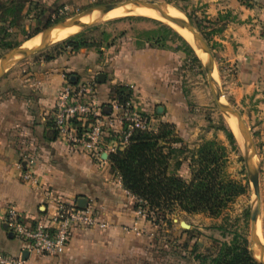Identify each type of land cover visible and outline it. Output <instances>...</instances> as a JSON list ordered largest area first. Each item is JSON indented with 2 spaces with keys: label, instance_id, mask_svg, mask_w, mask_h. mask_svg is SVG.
Instances as JSON below:
<instances>
[{
  "label": "crops",
  "instance_id": "crops-1",
  "mask_svg": "<svg viewBox=\"0 0 264 264\" xmlns=\"http://www.w3.org/2000/svg\"><path fill=\"white\" fill-rule=\"evenodd\" d=\"M193 1L215 21L213 29L225 24L213 36L215 56L232 72H223V84L232 104L244 111L251 135L256 132L263 140L264 0ZM118 47H109L101 55L77 52L51 60L41 57L14 65L0 77V252L5 256H21L27 264H99L91 258L115 257L142 247L145 238L139 230L144 224L135 218L133 198L111 173L107 160L99 163L71 149L50 124L59 91L68 79L73 85L88 86L86 98L105 111L112 100L111 90L121 83L136 96L139 111L151 116L147 117L150 122L157 121L153 113L161 108L157 112L161 121L178 124L170 56L149 45L136 48L129 39L127 45ZM98 74L104 75V82H97ZM165 108L174 120L162 116ZM26 172L36 185L24 180ZM181 172L180 168L176 174ZM80 201L93 206L109 229L74 231L59 255L29 253L4 224L9 207L15 208L20 222L32 226L47 220L57 202Z\"/></svg>",
  "mask_w": 264,
  "mask_h": 264
},
{
  "label": "rangeland",
  "instance_id": "rangeland-1",
  "mask_svg": "<svg viewBox=\"0 0 264 264\" xmlns=\"http://www.w3.org/2000/svg\"><path fill=\"white\" fill-rule=\"evenodd\" d=\"M124 1L127 0H0V57L10 50L23 47L26 42L36 38L35 36L42 31L89 8ZM142 1L163 3L178 9L196 31L205 37L204 40L209 47L212 58L214 84L220 94L223 95L224 102L236 110L243 121L246 120L244 111L236 108L229 100L223 84V72L226 74L232 72L228 70V67L224 68L220 64L218 56H215L216 46L213 36L219 28H212L215 26V21L203 15L201 7H198L193 0ZM151 20L153 19L138 16H128L104 22L101 20L89 28L81 30L76 34L78 37L74 38L76 35H73L57 40L56 43L54 42L55 44H51L46 49L16 65L41 57L52 56L55 58L66 53L95 52L97 55H101L108 53L109 47L116 49L118 46L120 48L121 45H127L128 39L136 45V48H139L137 45L143 44L142 40L145 39L143 37L146 33H155L154 37H158L161 41L158 47L154 46V48L164 51L165 56L171 58V84L172 89L176 91L174 102L177 104L176 107L178 106V111H176L178 124H167H173L176 135L182 139V143L176 147L181 148L182 151L185 150L182 153L176 152L174 154L170 166L174 168L176 163L180 164L177 169L181 168L183 172L177 176L182 180L189 181L192 169L196 168L198 148L205 142H216L224 148L223 162L226 177L244 186L246 193L232 200L217 217H212L207 213L188 215L179 210L167 214L165 218L155 219L157 222L155 224H144V218L139 217V220L144 224V227L139 231L145 238L141 248L130 253L117 254L115 257L99 254L91 260L99 264H208L207 254L215 253L219 244L229 242L234 234L244 237L249 248V219L254 202L247 175L249 162L245 155L246 150H243L245 139L242 135L234 134L227 123L228 117L219 111L200 62H194L176 37L168 34L164 28ZM197 23L201 24L200 28H196ZM79 39L86 42L85 47L77 52H72L68 43L71 41L78 42ZM136 39L140 40L141 43H137ZM194 53L196 52L194 51ZM196 56L204 59L202 53L200 56ZM117 86L123 85L119 83ZM141 114L151 118L148 113L141 112ZM158 116L160 115L154 112L153 117L157 121L150 123L154 132L157 131L160 124L165 123L160 120L161 116ZM162 116L166 120L173 119L171 118L173 117L171 110L166 108ZM222 128L232 133L235 140L234 147L226 138ZM252 139L259 167L261 209L259 223L264 240V139L261 140L256 132L252 134ZM133 212L135 216V211L133 210ZM247 212L248 217H246Z\"/></svg>",
  "mask_w": 264,
  "mask_h": 264
},
{
  "label": "trees",
  "instance_id": "trees-1",
  "mask_svg": "<svg viewBox=\"0 0 264 264\" xmlns=\"http://www.w3.org/2000/svg\"><path fill=\"white\" fill-rule=\"evenodd\" d=\"M151 21L176 37L183 44L187 55L198 63L193 49L181 36L167 26ZM224 26L222 24L217 32ZM200 27L201 24L197 23L196 28ZM154 35L153 32L146 33L143 44H138L137 47L146 44L158 47L161 40ZM76 37L78 36H74ZM139 41L136 39L137 43H141ZM85 44L84 40L79 39L78 42H69L68 46L72 52H77ZM45 59L51 60L53 57L47 56ZM68 81L71 82L69 79ZM71 84L73 85L72 82ZM111 96L112 99L125 103L131 98L132 92L126 86H117L111 90ZM119 129L123 130L124 127ZM222 129L234 147L232 133ZM181 143L182 139L176 135L174 125L163 123L156 132L136 131L122 152L111 154L107 158L111 173L120 178L123 190L133 198V210L144 213V224H155V219L165 218L176 210L188 215L207 213L217 217L232 200L246 193L244 186L226 177L224 148L213 141L205 142L198 148L196 168L192 169L191 179L185 181L179 178L176 171L180 164L176 163L173 168L170 162L176 152L185 151L176 147ZM206 260L208 264H257L249 255L246 239L238 234H234L229 242L220 243L215 253L207 254Z\"/></svg>",
  "mask_w": 264,
  "mask_h": 264
},
{
  "label": "built area",
  "instance_id": "built-area-1",
  "mask_svg": "<svg viewBox=\"0 0 264 264\" xmlns=\"http://www.w3.org/2000/svg\"><path fill=\"white\" fill-rule=\"evenodd\" d=\"M89 91L86 85H72L66 80L50 116V124L57 137L71 149L104 163L109 155L122 152L136 131L152 132L150 119L139 111L136 96L132 95L125 103L112 99L107 103L109 110L105 111L86 98ZM122 126L124 129L120 130ZM23 178L32 185L37 184L30 173L26 172ZM135 217L144 218V213L137 210ZM4 224L35 256L61 254L76 230L109 229L108 223L98 218L93 206L79 209L76 204L61 202H57L47 220L32 226L20 222L15 208L9 207ZM0 264H27V261L21 256L9 257L0 252Z\"/></svg>",
  "mask_w": 264,
  "mask_h": 264
},
{
  "label": "water",
  "instance_id": "water-1",
  "mask_svg": "<svg viewBox=\"0 0 264 264\" xmlns=\"http://www.w3.org/2000/svg\"><path fill=\"white\" fill-rule=\"evenodd\" d=\"M127 6H136L139 8H164L165 10H173L183 15L176 8L170 7L167 4L157 3L153 1L127 0L121 3H116V4L95 6V7L85 10L84 12L76 16H73L70 19L64 20L54 25L53 27L48 28L42 31L41 33H39L38 35H36L35 37L40 38V43L38 46L34 48H30V49H27L21 46L19 48H16V49H13L7 52L5 55L0 57V70L9 69L10 67L20 63L22 60L36 53L41 52L42 50L46 49L48 46L56 42L57 40H53L51 38H48L45 41H41V38L48 32L53 31V30H56L57 32L66 30L70 28L75 22L85 19L86 17L90 16L95 11L99 12L100 14H108L114 10L127 7ZM175 19L184 30H186L193 38L197 40L199 44L200 52L204 56L203 60L200 58H198V60L207 78V83H208L211 95L213 97V100L215 104L217 105L219 111L225 117L234 118L240 133L245 139L244 141H245L246 158L249 162V170L247 171V175L250 181V191L252 193L253 202H254L253 211L250 214V219H249L248 252L254 262H256L257 264H264L263 258L261 256L256 257L255 255V250L257 249V238H256L257 229H258V223L260 221V210L261 209H260V191H259V167L257 163L256 151H255V146H254V142L252 139V135L250 133V130L246 126L245 122L242 120L240 114L236 110L228 106V104L222 101L223 95L220 94L219 90L214 84L212 58H211L210 50H209L207 43L205 42L201 34L198 31H196V29L192 26V24L188 21V19L184 15H183V18L175 17ZM96 79L98 83H102L104 82V75L98 74L96 76ZM70 81H72V79ZM161 110L162 109L159 108L157 112L160 113ZM76 206L79 209H84L86 207V204L84 201H80L76 204Z\"/></svg>",
  "mask_w": 264,
  "mask_h": 264
},
{
  "label": "bare ground",
  "instance_id": "bare-ground-1",
  "mask_svg": "<svg viewBox=\"0 0 264 264\" xmlns=\"http://www.w3.org/2000/svg\"><path fill=\"white\" fill-rule=\"evenodd\" d=\"M128 16H138V17H145L156 20L167 27L174 30L177 34H179L196 52L197 55H201L199 44L195 38L189 35V33L184 30L179 23L176 21L175 17L183 18V15L173 11V10H165L164 8H139L136 6H127L117 10H114L108 14H100L99 12L95 11L90 16L86 17L83 20L75 22L70 28L57 32L56 30L50 31L45 34L41 41H45L48 38L53 40H62L64 38L76 35L81 30H85V28H89L91 25L98 21H106V20H115L123 17ZM101 22V23H103ZM40 43V38L36 37L31 39L30 41L24 44V48L30 49L38 46ZM56 43V42H55ZM54 43V44H55ZM53 46V45H52ZM6 70H0V76H2ZM224 102V99L222 98ZM227 123L229 127L232 129L234 134L237 136H241L236 121L232 117H228ZM243 145V144H242ZM244 146V145H243ZM245 151V147L243 148ZM246 155V154H245ZM262 233L260 231V223H258L257 229V249L255 250L256 257L261 256L264 260V240L262 238Z\"/></svg>",
  "mask_w": 264,
  "mask_h": 264
}]
</instances>
